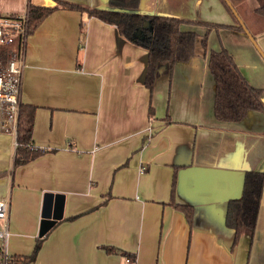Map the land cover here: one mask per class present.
<instances>
[{"label":"crops","instance_id":"obj_1","mask_svg":"<svg viewBox=\"0 0 264 264\" xmlns=\"http://www.w3.org/2000/svg\"><path fill=\"white\" fill-rule=\"evenodd\" d=\"M67 1L109 7L108 0ZM28 3L55 0H0V14L25 12ZM212 4L220 13L212 19L228 22L219 0H139L136 9L202 20L212 17ZM246 5L251 10L255 1ZM247 24L264 53V31ZM181 28L197 32L194 54L170 73L162 69L151 91L143 84L146 50L115 24L57 8L29 32L20 101L35 105L32 142L47 151L12 168L13 137L1 132L0 198L9 199L11 253H30L44 193L52 192L64 195L63 215L28 264H131L106 246L133 253L135 264H264V186L252 235L243 229L232 244L224 223L245 171L264 172V111L217 119L207 55L224 46L262 89L263 105L264 58L243 30ZM173 174V201L192 207L190 223L168 203Z\"/></svg>","mask_w":264,"mask_h":264},{"label":"trees","instance_id":"obj_2","mask_svg":"<svg viewBox=\"0 0 264 264\" xmlns=\"http://www.w3.org/2000/svg\"><path fill=\"white\" fill-rule=\"evenodd\" d=\"M139 0H108L109 7H89L67 0H55L53 5H35L28 3V27L31 32L37 24L51 11L57 8H68L84 11L99 19L115 24L119 35L128 39L146 50L143 72V84L152 90L155 78L164 69L170 73L177 60H187L194 54V46L197 32L191 29H182L181 24H201L206 26V31L211 28L228 26L243 30L230 7L225 0H220L226 10L234 17L232 24L209 22L198 19H190L169 14L139 12L136 8ZM255 6L251 10L246 5V0H230L240 17L249 19L253 26V33L264 31V0H254ZM248 16V17H247ZM244 17V18H243ZM247 26V25H246ZM249 28V26H247ZM139 31V32H138ZM205 32L200 39L201 45H206ZM8 46H0V57L3 61L7 58ZM207 64L214 83L213 113L219 120L235 121L245 116L250 109L264 111L261 98L262 89L251 85L242 74L229 51L221 46L219 49H210L207 55ZM35 105L31 103H19L16 145L12 156L14 168L47 151V149L35 146L32 142V127ZM148 114H152L149 106ZM4 172H0L2 174ZM174 174L172 176L170 198L168 203L182 209L188 222H191L192 207L178 204L173 201ZM264 186V172L258 170L245 171L242 184V192L239 197L228 199L226 202L224 223L233 229L232 244H235L243 229L250 230L252 235L261 203ZM78 214L66 217L73 219ZM44 234L36 237L32 250L28 254H17V264H28L33 261L41 246ZM107 251H116L123 256L135 259L133 253L106 246Z\"/></svg>","mask_w":264,"mask_h":264},{"label":"built area","instance_id":"obj_3","mask_svg":"<svg viewBox=\"0 0 264 264\" xmlns=\"http://www.w3.org/2000/svg\"><path fill=\"white\" fill-rule=\"evenodd\" d=\"M29 34L27 11L0 14V46H8L5 61L0 57V132L13 137L16 145V128L24 66V50ZM141 171L144 167L139 168ZM8 197L0 198V264H17V254L8 249L9 222ZM131 264L135 259L125 256Z\"/></svg>","mask_w":264,"mask_h":264},{"label":"water","instance_id":"obj_4","mask_svg":"<svg viewBox=\"0 0 264 264\" xmlns=\"http://www.w3.org/2000/svg\"><path fill=\"white\" fill-rule=\"evenodd\" d=\"M226 4L230 7L233 15L243 28V31L247 34L250 41L253 43L255 48L259 51L261 56L264 58L262 49L257 44L255 38L246 27L243 19L240 17L236 9L231 4L230 0H225ZM139 32V31H138ZM63 199L62 193L45 192L43 196V202L41 206V217L39 221L38 233L39 237L47 233V231L53 226V224L62 217L63 215Z\"/></svg>","mask_w":264,"mask_h":264},{"label":"rangeland","instance_id":"obj_5","mask_svg":"<svg viewBox=\"0 0 264 264\" xmlns=\"http://www.w3.org/2000/svg\"><path fill=\"white\" fill-rule=\"evenodd\" d=\"M220 1V0H219ZM220 7H219V9H222L223 10V12L225 13V15H226V21H228V22H234V17H233V15L230 13V12H228L227 10H226V8H225V6L222 4V2L220 1ZM249 9V8H248ZM208 12H209V14L212 16V17H207L206 19H202V20H206V21H209V22H217V23H223V21H220V20H222V19H212L213 17H215V16H220V13L218 12L217 13V10L216 9H214V6H213V4L212 5H210L209 7H208ZM248 17V16H247ZM210 18V19H209ZM244 18V17H243ZM199 20V19H198ZM245 20V24H247V19L245 18L244 19ZM249 20V19H248ZM228 22H224V24H228ZM196 25H201V24H196ZM248 25V24H247ZM201 26H203L205 29H206V26L205 25H201ZM212 28V27H211ZM218 28H230V29H232L231 27H228V26H221V27H217L216 29H218ZM210 29V28H209ZM209 29L207 30V31H209ZM237 30H239V29H237ZM240 31H242V30H240ZM3 137V134L0 132V143H1V141H2V138ZM12 137V136H11ZM13 139V138H12ZM0 155L2 156V152L0 153ZM3 190V186H2V183L0 182V191H2Z\"/></svg>","mask_w":264,"mask_h":264}]
</instances>
